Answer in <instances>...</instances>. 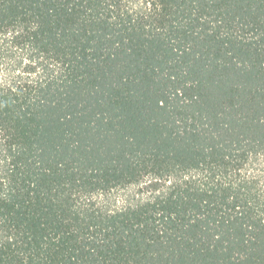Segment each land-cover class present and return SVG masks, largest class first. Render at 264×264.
Returning <instances> with one entry per match:
<instances>
[{"label":"trees","instance_id":"16d2710c","mask_svg":"<svg viewBox=\"0 0 264 264\" xmlns=\"http://www.w3.org/2000/svg\"><path fill=\"white\" fill-rule=\"evenodd\" d=\"M0 264H264V0H0Z\"/></svg>","mask_w":264,"mask_h":264}]
</instances>
